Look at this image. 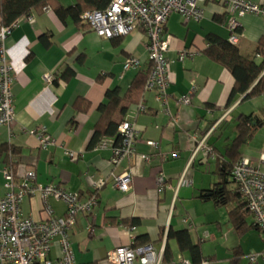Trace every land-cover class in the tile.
<instances>
[{"label":"crops","instance_id":"1","mask_svg":"<svg viewBox=\"0 0 264 264\" xmlns=\"http://www.w3.org/2000/svg\"><path fill=\"white\" fill-rule=\"evenodd\" d=\"M75 4L76 0H57L48 11H36L34 23L23 21L15 27L6 40L8 58L16 69L15 122L11 133L6 126L0 128V140L20 149L19 181L33 169L38 183L59 184L81 193L84 199L104 182L92 212L80 214L71 231L76 258L83 264H107L109 251L123 245L153 244L164 257L167 243L174 260H190L175 240L168 241L170 227L189 229L209 264H264V238L253 217L247 218V229L239 233L230 219L231 206H225L227 213L213 199L201 197L221 179L218 163L228 157L224 155L226 145L237 135L235 120L242 114H264V94L245 101L243 96L228 106L235 79L204 53L208 33L229 37L222 6L206 3V15L200 21L171 14L166 35L170 75L167 103L159 101L157 90L147 86L132 97L136 102L130 105L126 120L135 123L140 135L135 153L115 166L110 146L92 144L99 106L108 89L125 93L138 72L150 67L148 40L139 27L106 39L90 25L71 17L63 21L55 12V5ZM220 16L225 17L223 21ZM241 23L238 46L244 55L254 56L264 34V18L246 14ZM189 49L197 53L180 60V52ZM132 57L141 61L140 69L124 68ZM46 73L53 75L52 80L45 79ZM185 97L189 100L181 105ZM140 102L146 105L145 112L138 113ZM28 130H46L55 144L41 147L37 135ZM206 134L215 156L200 151L193 157L196 140ZM148 140L159 141L160 148H153ZM240 152L241 157L264 169V126L255 129ZM127 168L132 170V187L124 192L115 185L114 176ZM185 172L192 183L181 186ZM161 173L169 185L165 189L158 182ZM4 182L1 170L2 192ZM42 201L39 195L26 197L23 213L46 218ZM50 204L56 215L66 214L60 199L51 197ZM133 218L137 225L130 224ZM252 253H261L254 263L248 258Z\"/></svg>","mask_w":264,"mask_h":264},{"label":"built area","instance_id":"2","mask_svg":"<svg viewBox=\"0 0 264 264\" xmlns=\"http://www.w3.org/2000/svg\"><path fill=\"white\" fill-rule=\"evenodd\" d=\"M214 2L222 6L226 13L225 24L231 31L241 27V19L246 14H255L264 18V0H112L105 10H86L82 17L101 37L111 39L126 35L133 28L140 27L148 38V52L154 67L150 73L146 86L157 89V99L167 103L170 85L169 60L167 52L169 43L165 34V25L173 13H178L185 20H202L206 15L205 4ZM47 11L49 7L45 8ZM23 21L35 22V17L23 16L8 25H0V127L13 128L15 122V97L13 92L16 80V69L8 58L6 40L12 30ZM239 34L233 33L232 42H237ZM196 50H183L179 59L194 56ZM140 66L139 59L130 58L125 69ZM51 73L45 74L46 80H52ZM194 89V88H193ZM188 98L184 101L188 102ZM142 108V106H141ZM46 130H28L38 137L41 147L48 148L55 144V139L45 132ZM122 143L111 147L107 140H102L101 147L110 146L113 151L112 163L115 166L135 153V143L140 135L134 122L124 120L119 125ZM208 135L197 139L193 157L200 151L209 155L215 153L207 145ZM148 144L157 148L159 142L148 140ZM74 156L75 153L70 151ZM164 157H167L163 154ZM173 156L177 153L173 152ZM145 158L149 159L146 155ZM261 161H264V153ZM4 191H0V264H83L76 258L71 231L80 214L92 212L97 198L90 195L84 199L78 192L68 190L59 184H42L36 181L35 170H28L24 180L19 181L12 170L4 169ZM233 178L238 183L246 200L247 208L252 214L255 224L264 238V169L260 164L251 162L242 157L232 168ZM186 172L180 184L192 183ZM115 185L121 191H129L132 187V170L127 168L114 176ZM161 189L169 187L165 176L158 177ZM104 182L96 187L100 188ZM39 195L43 200L47 217L35 219L25 215L22 203L26 197ZM56 197L66 205L65 215H56L50 198ZM187 221V220H186ZM55 249V251H54ZM264 254V250L262 252ZM261 253H252L248 256L254 263ZM107 264H195L186 258L165 260L153 244L140 246L123 245L109 251ZM197 264H209L203 259Z\"/></svg>","mask_w":264,"mask_h":264},{"label":"trees","instance_id":"3","mask_svg":"<svg viewBox=\"0 0 264 264\" xmlns=\"http://www.w3.org/2000/svg\"><path fill=\"white\" fill-rule=\"evenodd\" d=\"M56 1L57 0H0V25L11 24L23 16H34L33 14L36 11H41L43 9L46 10L45 8L52 7ZM111 1L112 0H76V4L73 6L65 7L63 5H55V12L63 21H65L67 17H71L76 22H84L85 24H88L82 17L83 13L90 9L105 10ZM224 18V16H220L221 21H223ZM229 32V37L214 32L208 33L206 36V47L204 49L205 55L226 68L235 79L228 106L235 103L239 98H243V96L244 98L241 100L245 101L246 99L264 94V34L257 42L256 54L254 56H247L241 52L238 46V41H231L233 33L237 32L240 36L241 28L236 31H231L229 29ZM165 34L167 35V23L165 25ZM48 35L50 36L51 34ZM42 37H44L45 41L47 35L44 34ZM139 62L140 66L136 69H140L142 65L140 60ZM149 66L150 67L138 72L132 85L125 93L119 92L116 88H110L107 90L105 100L99 106L100 117L95 125L93 133V145H97V143L100 144L102 140H107L111 147L121 145L122 135L119 132V125L122 121L126 120L130 105L133 102H136V99H132V97L143 92L148 77L154 67V62L152 60H150ZM64 72L67 73V71ZM69 75H71V73H69ZM185 98L181 100V105L187 104V102L184 101ZM146 110V105L143 102H140L137 106L138 113L145 112ZM116 113L118 114L115 117ZM235 121L237 122L235 126L237 135L226 145L224 155L228 157H225L224 160L219 161L218 163L219 170H217V172L220 173L219 175H221V179L215 182V186L211 190H204L201 193V197L204 199H213L217 206H231L229 209L230 219L235 224L239 233H241L247 229V218L252 216V214L247 208L246 200L238 183L233 178L232 168L234 164L242 158L240 155L241 146L251 139L253 132L257 127L264 126V114H242ZM7 129L9 128L7 127ZM9 132L11 133L12 129H9ZM159 148L160 142L159 146L155 149ZM212 151L214 150L212 149ZM19 152L20 149L17 145L7 140H0V172L1 170L3 172L4 169H9L16 175L19 163V159L17 158ZM165 155L167 156V154ZM97 192L98 187L89 194L94 195L97 198ZM137 223L138 220L135 218L130 220V224L132 225H137ZM169 240H175L178 244L179 250L182 253L187 252L193 263L197 264L205 259L202 254L201 244L192 239L189 229H175L170 227L168 231V241ZM170 250V245L167 243L164 252L165 260H174Z\"/></svg>","mask_w":264,"mask_h":264},{"label":"rangeland","instance_id":"4","mask_svg":"<svg viewBox=\"0 0 264 264\" xmlns=\"http://www.w3.org/2000/svg\"><path fill=\"white\" fill-rule=\"evenodd\" d=\"M223 208H224V210H226V212L228 213L229 210H228L225 206H224Z\"/></svg>","mask_w":264,"mask_h":264}]
</instances>
